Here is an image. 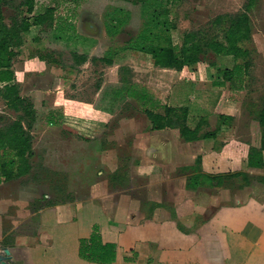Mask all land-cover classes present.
I'll return each mask as SVG.
<instances>
[{
	"label": "rangeland",
	"instance_id": "1",
	"mask_svg": "<svg viewBox=\"0 0 264 264\" xmlns=\"http://www.w3.org/2000/svg\"><path fill=\"white\" fill-rule=\"evenodd\" d=\"M19 1L13 0L8 7L3 8L6 23L10 24L15 17ZM116 1L38 2L35 13L43 12L45 7H55V25H61L66 36L60 40H50L40 35V40L36 41L39 29L31 28L24 35L21 54L15 60L13 70L22 97L31 101L37 115L32 130L33 169L28 177L33 185L30 189H34L30 195L33 205H39L43 194H49L51 202L94 196L100 198L111 212L117 210L125 221H134L130 214L145 212L146 205L162 200L165 192L175 190V196L178 197L188 176L181 171V167L192 165L200 151L195 147V151L185 155L186 159L174 160L171 165L150 167L146 171L144 164L149 161L146 149L160 144L163 137L176 147L184 145L178 133L167 130L158 135L161 141L155 138L150 141L146 138L150 132L149 121L142 113L130 106H124L121 110V101L115 106L111 105L114 106L113 113L98 110L95 106H108L100 103L101 96L118 87L124 75L119 68L122 66L128 69L126 75L131 81L147 88L163 104L188 107L190 126H195L200 119L207 117L208 125L203 129H215L219 114L235 113L230 123L232 130L229 132L224 128L221 139H254L259 128L253 113L264 98V0H252V40L246 46L251 50L253 66L244 91L237 93L213 87L217 74L209 65L211 60H215L212 55L206 58L207 62L194 68H185L179 73L157 68L148 55L134 51L122 52L120 55L123 57L117 58L114 66L96 60L108 50L121 47L136 36L146 19L145 16L143 19L140 8V16L134 18L135 24L126 23L114 35H109V14ZM248 1L180 0L170 4L169 19L175 25L170 31L172 42L181 45L183 36L190 31L205 30L214 34L218 28H212L211 23L217 16L238 14ZM70 34L72 36L68 38ZM73 53L85 55L87 61L76 66ZM41 56L46 60H40ZM52 58L56 59V64L48 62ZM220 63L232 65V61L226 58L221 59ZM82 106L86 107L89 114L81 110ZM68 110L69 113L81 115L85 122L95 126L90 142L48 124L50 113H58L63 117ZM93 111L94 115H91ZM15 118V113L8 110L0 99V127ZM161 156H158V160L164 157ZM117 170L126 174L122 183L110 181L112 173ZM237 190L225 191L223 195L212 194L213 204H220L224 200L230 202L232 197L239 194ZM136 220L141 219L137 217ZM136 223L140 224V221Z\"/></svg>",
	"mask_w": 264,
	"mask_h": 264
},
{
	"label": "trees",
	"instance_id": "2",
	"mask_svg": "<svg viewBox=\"0 0 264 264\" xmlns=\"http://www.w3.org/2000/svg\"><path fill=\"white\" fill-rule=\"evenodd\" d=\"M12 1L0 0V99L6 108L16 115L13 121L0 127V181L19 179L33 169L32 130L37 115L31 101L22 97L20 87L15 83L13 70L14 62L21 54L24 35L36 27L39 29L36 41L40 40V35L50 40H60L66 36L61 25H55V7H45L43 12L35 13L36 4L42 0H20L16 6L15 17L10 24L6 23L3 8L8 7ZM178 1L180 0H117L109 14L111 21V26H107L109 35H114L126 23L135 24L134 18L140 16V8L143 19L144 16L146 19L136 36L131 37L125 45L108 50L103 57L96 60L107 66H114L116 59L123 57L120 55L122 52L134 51L148 55L157 68L179 73L185 68L196 67L212 55L215 60H211L209 65L217 74L213 87L228 89L235 93L244 91L253 66L251 50L246 46L252 40L250 12L253 9V1L249 0L243 11L238 14L217 16L211 23L212 28L215 26L218 28L214 34L205 30L190 31L185 33L181 45L177 46L170 37V31L175 25L169 19L168 6ZM71 36L72 34L68 38ZM224 58L232 61L231 67L220 63ZM39 59L46 60L44 56ZM73 60L74 64L79 66L87 61V57L73 53ZM48 62L57 63L53 58ZM119 68L124 72L120 84L114 91L101 96L100 103L108 104L109 107L97 104L96 109L113 113V107L121 101L123 102L121 110L124 106H130L147 118L148 131L175 130L184 143L216 139L221 128L226 126L230 129V123L234 118L224 114L217 116L218 123L215 129H203L208 125L207 117L200 119L195 126H190L188 107L163 104L147 88L131 81L126 75L129 72L126 67ZM253 116L259 131L254 139L246 140L249 152L241 169L210 174L203 170L202 157L198 155L192 165L181 167V171L188 175L186 190L207 189L219 194L235 189L239 191L254 183L264 186V98ZM47 122L51 126L60 127L67 134L79 136L85 142H90L93 138L95 126L85 121L50 113ZM249 169H259L262 174L252 175L248 172ZM125 178L126 174L117 170L112 173L110 181L122 183ZM237 180L241 183L237 184ZM79 256L88 262L110 264L115 261L116 245L103 244L98 227L94 226L91 236L80 240Z\"/></svg>",
	"mask_w": 264,
	"mask_h": 264
},
{
	"label": "crops",
	"instance_id": "3",
	"mask_svg": "<svg viewBox=\"0 0 264 264\" xmlns=\"http://www.w3.org/2000/svg\"><path fill=\"white\" fill-rule=\"evenodd\" d=\"M81 110L88 112L83 106ZM64 116L84 121L69 110ZM224 128L216 139L177 147L166 137L159 139L167 130L149 132L147 139L161 142L146 149V171L183 160L195 147L205 172L239 171L249 145L244 139H221ZM159 155L164 157L158 160ZM248 172L262 174L259 169ZM30 174L0 181V256L4 249L9 251L2 264H99L79 256L80 240L88 239L94 226L103 244L116 245L115 261L110 264H264L263 185L254 183L239 190L230 202L215 205L210 190L189 191L184 184L177 198L175 190L165 192L162 200L148 203L145 212L130 214L134 221H125L94 196L52 203L50 195L43 194L39 205H33Z\"/></svg>",
	"mask_w": 264,
	"mask_h": 264
},
{
	"label": "water",
	"instance_id": "4",
	"mask_svg": "<svg viewBox=\"0 0 264 264\" xmlns=\"http://www.w3.org/2000/svg\"><path fill=\"white\" fill-rule=\"evenodd\" d=\"M5 253L8 254L9 251H8L7 249H4V250H3V255H4ZM3 255L0 256V262H1V264L3 263L2 261H4V258H5Z\"/></svg>",
	"mask_w": 264,
	"mask_h": 264
}]
</instances>
